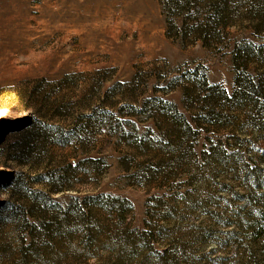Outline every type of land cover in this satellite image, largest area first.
Listing matches in <instances>:
<instances>
[{"label":"rangeland","instance_id":"obj_1","mask_svg":"<svg viewBox=\"0 0 264 264\" xmlns=\"http://www.w3.org/2000/svg\"><path fill=\"white\" fill-rule=\"evenodd\" d=\"M127 5L0 0V264H264V0L211 46Z\"/></svg>","mask_w":264,"mask_h":264},{"label":"trees","instance_id":"obj_2","mask_svg":"<svg viewBox=\"0 0 264 264\" xmlns=\"http://www.w3.org/2000/svg\"><path fill=\"white\" fill-rule=\"evenodd\" d=\"M240 0H160L162 7V13L166 17L167 21V34L182 43H193L197 40L205 41V44L211 46L209 40L216 39L220 33H216L218 28L229 24L228 17H225L226 13H231L232 2H239ZM259 2L260 0H254ZM264 48V45L261 46ZM241 50V45H238L235 49L236 58L237 52ZM254 53L249 52L245 56V65L249 67L251 61H253ZM249 71V70H248ZM248 75V74H247ZM240 74L237 75V85H241ZM249 80H253L249 75ZM187 82L184 89L189 91L192 95L202 87V85L209 84L208 76L203 75V81H195L191 77H186ZM175 81V79H173ZM252 90L255 87L249 84ZM245 91H248L247 88ZM240 89V91L244 90ZM237 88L236 91H238ZM239 91V92H240ZM237 95V94H236ZM223 94L219 95V100ZM218 100V101H219ZM208 114L204 117L206 121H212L216 117V108L206 107ZM260 234H264V214L260 217L259 224ZM135 245L144 246L142 240H136Z\"/></svg>","mask_w":264,"mask_h":264},{"label":"bare ground","instance_id":"obj_3","mask_svg":"<svg viewBox=\"0 0 264 264\" xmlns=\"http://www.w3.org/2000/svg\"><path fill=\"white\" fill-rule=\"evenodd\" d=\"M98 1L102 3L105 2V0ZM126 3H128L126 9L132 15L135 22H145V14L149 13V11L152 9V0H126ZM3 24L7 28L11 27L12 19H4ZM144 38L152 45H155L157 42L151 33L146 34ZM2 113H7V109H0V114Z\"/></svg>","mask_w":264,"mask_h":264}]
</instances>
